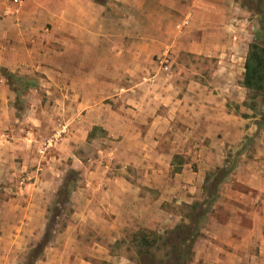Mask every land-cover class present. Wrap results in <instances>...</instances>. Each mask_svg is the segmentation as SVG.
<instances>
[{
    "label": "crops",
    "instance_id": "crops-1",
    "mask_svg": "<svg viewBox=\"0 0 264 264\" xmlns=\"http://www.w3.org/2000/svg\"><path fill=\"white\" fill-rule=\"evenodd\" d=\"M108 2L31 0L0 22V35L10 43L0 48L2 68L18 77L46 74L45 87L59 92V107L72 110L65 116L74 123L70 139L82 146L115 144L119 163L80 195L70 190L63 202L73 209L69 222L59 233L52 229L31 264L113 259L109 250L125 234L174 229L184 219L175 210L199 200L194 195L206 185V172L221 167L227 155L238 163L219 184L187 264H264V130L233 109L245 101L249 47L226 34L234 29L235 0ZM205 58L214 62L208 80L196 63ZM245 136L263 145L245 154L237 147ZM178 155L185 162L174 168ZM48 171L44 166L41 178L14 185L27 203L19 218L35 219L29 208L44 203ZM64 182L55 183L53 207ZM54 222L50 216L43 237ZM26 228L11 224L10 234L22 238ZM122 260L113 263L132 264Z\"/></svg>",
    "mask_w": 264,
    "mask_h": 264
},
{
    "label": "rangeland",
    "instance_id": "rangeland-1",
    "mask_svg": "<svg viewBox=\"0 0 264 264\" xmlns=\"http://www.w3.org/2000/svg\"><path fill=\"white\" fill-rule=\"evenodd\" d=\"M28 1L31 0H22L18 3L15 0H0V22L4 24L3 19L7 14H10L11 9L15 8L17 13V10ZM96 1L108 2V0ZM108 3H111V1ZM235 3L232 4L234 8L229 14L234 19L232 21L234 29L226 34L232 40L234 36H238L245 49V46L254 40L259 13L264 9V1L235 0ZM109 13L114 15L117 12L109 9ZM6 40L4 35H0V48L3 50L7 45H10ZM3 52L5 54L6 51ZM196 63L199 65V70L205 72V78L208 80V73L214 62H210L209 58H205ZM25 64H28L27 60ZM25 75L30 76L37 87L31 92L23 94L25 95L22 96L23 99L17 100L15 95L7 89L6 81L0 74V80H3L0 83V264H30L32 260H28V258H31L32 255L34 257L41 251L40 246L43 245L44 239L43 230L50 216L55 221L50 226L55 231L57 230V233L66 227L73 209L69 204L64 205V197L57 207L52 205L55 196L53 189L58 179H61L62 182L64 178L66 180L72 176L76 182L75 185H72L74 194L80 195L83 193L81 189L87 188L89 182L100 178L103 171L108 176L113 168L119 166L116 152H113L115 144L101 141L91 142L90 146L87 144L82 146V140L72 138L76 143L71 142L70 136L75 133L74 123L69 122V116L65 118L67 114L71 113V108L59 107L56 99L60 98V94L59 92H53L51 88L49 90L45 87V84L51 80L46 74L34 71V73ZM5 99L7 103L5 101L2 103V100ZM233 109L236 113L239 112L241 115L253 118L251 123H260L259 129L264 130V115H260L262 110L261 94L257 95L255 92L246 91L245 101L241 108ZM29 117H34L35 120L26 121ZM179 124L184 125L183 123ZM205 133H208V130ZM255 133L257 135L258 132ZM214 135L221 137V134L216 132H214ZM25 138L28 139L25 140ZM112 141L116 142L117 140L113 139ZM70 143L73 147L72 152H76L74 156H70L69 153ZM258 144L263 145L258 143L254 136H245L239 141L237 147L240 146L239 151L248 154ZM226 150L231 152L232 149L226 148ZM244 158L241 161H245ZM183 162H185V159L178 155L173 159L174 168H179V165ZM236 163H238L236 156L227 155L225 163L221 167L206 172V185L199 188L198 193L196 192L194 195L199 200L195 201L193 205L182 204L175 210L177 214L184 217L179 224H188L196 214L209 211L212 205L210 202L212 199L215 200L219 191L218 180L223 173H232ZM44 166L49 168L47 175L50 177L48 179L50 185L48 188H44L43 191L46 195L43 199L44 203L37 205L35 203V206L29 208L30 213L34 211L35 219L27 218L24 214L22 218L20 214L19 218L17 216L18 210H20V207H26L27 203L21 197L20 191L18 193L19 198L16 197L15 192L18 190L14 185L19 186V182H23V184L31 182L34 180L33 176L41 178L40 174ZM70 170H73L72 173H68ZM7 173L9 175H6ZM10 174L14 175L11 176ZM28 214L29 211L25 215ZM58 214L59 216H57ZM43 215L47 217L44 216L43 218ZM14 223L16 225H26L25 235L21 236L22 238L10 234L9 227ZM171 231L172 229H163L153 232L166 239L170 237ZM93 237L88 236L87 241L93 240ZM132 238L133 233L125 234L121 240L113 245L112 249L109 250V255L113 256V259L93 258L87 260L92 264H114L113 262H127L122 259L128 258L132 264H139V258L136 254L138 247L133 243ZM159 244L161 245V242ZM156 254L159 260H166L164 250L158 251Z\"/></svg>",
    "mask_w": 264,
    "mask_h": 264
},
{
    "label": "trees",
    "instance_id": "trees-1",
    "mask_svg": "<svg viewBox=\"0 0 264 264\" xmlns=\"http://www.w3.org/2000/svg\"><path fill=\"white\" fill-rule=\"evenodd\" d=\"M264 1V0H262ZM0 74L6 81V84L15 94L17 100L21 99L30 87L34 85L30 78L18 77L8 70L0 67ZM243 87L247 91L255 92L262 96V110L260 115H264V9L259 13L257 29L254 34V40L249 44L247 56L244 63ZM260 125V123H259ZM260 127V126H259ZM227 174L223 173L218 180L217 185L225 178ZM73 177H68L60 190L58 191L59 202L67 198L73 185ZM214 199L211 200L212 204ZM207 211L196 214L189 224L177 225L170 232V237L161 238L155 232L147 230H138L133 234L132 241L138 247L137 257L139 264H187L193 255L194 244L199 236V226L205 221ZM50 232H46L43 239V245L50 237ZM161 242V245L159 244ZM42 246H40L42 250ZM39 248V247H38ZM164 250L166 260H159L156 252ZM38 251V250H37ZM38 252L31 258L32 262L38 257ZM30 257V255H29ZM30 262V264L32 263Z\"/></svg>",
    "mask_w": 264,
    "mask_h": 264
},
{
    "label": "built area",
    "instance_id": "built-area-1",
    "mask_svg": "<svg viewBox=\"0 0 264 264\" xmlns=\"http://www.w3.org/2000/svg\"><path fill=\"white\" fill-rule=\"evenodd\" d=\"M21 1H22V0H15V2H17V3H18V2H21Z\"/></svg>",
    "mask_w": 264,
    "mask_h": 264
}]
</instances>
